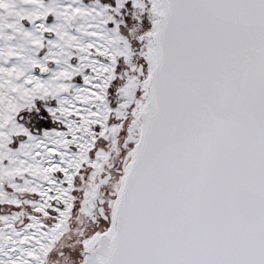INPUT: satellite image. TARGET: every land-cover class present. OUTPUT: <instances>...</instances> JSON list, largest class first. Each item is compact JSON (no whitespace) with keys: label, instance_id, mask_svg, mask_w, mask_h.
I'll return each mask as SVG.
<instances>
[{"label":"snow or ice","instance_id":"obj_1","mask_svg":"<svg viewBox=\"0 0 264 264\" xmlns=\"http://www.w3.org/2000/svg\"><path fill=\"white\" fill-rule=\"evenodd\" d=\"M0 264H264V0H0Z\"/></svg>","mask_w":264,"mask_h":264}]
</instances>
